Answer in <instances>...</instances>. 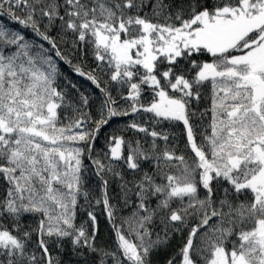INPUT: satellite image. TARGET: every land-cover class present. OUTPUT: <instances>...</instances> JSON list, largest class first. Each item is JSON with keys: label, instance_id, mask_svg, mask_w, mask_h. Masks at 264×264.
<instances>
[{"label": "snow or ice", "instance_id": "obj_1", "mask_svg": "<svg viewBox=\"0 0 264 264\" xmlns=\"http://www.w3.org/2000/svg\"><path fill=\"white\" fill-rule=\"evenodd\" d=\"M4 17L0 264H152L177 234L168 264H264V0H0Z\"/></svg>", "mask_w": 264, "mask_h": 264}, {"label": "trees", "instance_id": "obj_2", "mask_svg": "<svg viewBox=\"0 0 264 264\" xmlns=\"http://www.w3.org/2000/svg\"><path fill=\"white\" fill-rule=\"evenodd\" d=\"M3 19L5 22L7 21V18H0ZM16 27V25H13ZM61 49L63 50L65 48L64 44L60 45ZM79 54L76 53L74 54L71 58L73 60V63L79 62L78 60ZM92 61L91 58H87L86 60L83 61V68L85 71H89L91 67ZM59 67L61 68L64 77H66L68 80H71L76 86L80 89V91L85 92L91 97V102H92V113L93 115H96L98 111V106L100 100L103 98L100 96L99 90L95 88L94 85L91 84V82L84 77L76 75L72 69L65 64L63 61L60 62ZM129 118H120L121 122H113L111 125L107 128L106 131H103L101 134L100 139L97 142V148H101L105 141H104V136H106L109 132H111L113 129L117 128H123L124 123L122 121L128 120ZM182 125L177 126L176 130V135L179 138L181 135V129ZM179 142V141H178ZM181 148H183V144L181 143ZM95 212V215L97 217L98 221V235L96 242L98 245H104V246H110L112 243V232L110 225L108 224L105 215L102 212V207H96L95 209H92ZM86 227H88L91 222L88 220L87 214L85 211L77 210V216H76V221L75 223L77 226H79L82 223H85ZM90 230V229H89ZM181 237L179 234L176 235L174 239H172L169 244L166 247H163L159 252L155 253L152 257V264H168V260L172 259L173 257L176 256L177 252L179 251V247L181 246ZM63 259L67 262L71 260L73 264H75V261L78 259L75 256H70L68 252L64 253ZM177 264H178V259H177Z\"/></svg>", "mask_w": 264, "mask_h": 264}]
</instances>
